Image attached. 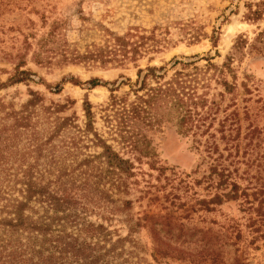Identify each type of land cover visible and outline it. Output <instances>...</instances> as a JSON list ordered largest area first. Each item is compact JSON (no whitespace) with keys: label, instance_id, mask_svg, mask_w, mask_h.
I'll list each match as a JSON object with an SVG mask.
<instances>
[{"label":"rangeland","instance_id":"rangeland-1","mask_svg":"<svg viewBox=\"0 0 264 264\" xmlns=\"http://www.w3.org/2000/svg\"><path fill=\"white\" fill-rule=\"evenodd\" d=\"M263 8L264 0H0V181L22 174L44 177L55 172L68 174V163L64 166L61 160H75L66 156L63 147L66 132L58 130L52 137L62 119H74L76 124L83 125V103L87 100L95 114L94 128L103 134L99 107L108 102L109 90L118 86L114 95L123 97L129 91L124 84L127 80L135 82L138 69L153 66L169 69L175 60L192 61L193 57H198L201 60L196 66L204 69L205 59L209 58L214 66L221 67L238 37L251 40L264 29V13L260 20L248 19L250 11ZM107 33L140 44L141 55L123 64L114 62L105 66L63 61V56L82 54L86 47L102 44ZM216 34L218 40L213 47L212 38ZM27 35L31 45L25 48L24 36ZM48 35L51 36L49 49L60 51L49 53L50 63L45 59L36 63L37 42ZM179 69V66L175 68ZM232 69L237 77V88L232 94H223V88L215 82V78L219 80L221 76L214 70L205 74V79H209L208 100L219 103L226 112L237 109L241 116L247 108L253 119L263 107L256 101L264 100V64H251L244 59L233 63ZM17 70L28 74L27 81L10 82ZM244 72L256 83L261 82L257 83L259 93L244 92L240 86L245 81ZM172 73L173 70H169V74ZM71 78L81 84L97 79L101 86L88 90V85L62 83ZM225 78L231 82L228 74ZM58 85L61 89L56 92ZM221 94L223 97L219 96ZM32 98L38 99L36 106L26 108ZM57 106L63 109L57 110ZM47 108L49 113L45 111ZM223 116L219 114L218 119ZM262 116L263 111L255 117L253 125L262 126ZM247 125L248 122H242L243 128ZM113 146L116 150L120 148L116 143ZM152 146L156 154L152 159L134 161L128 193L110 197V202L119 199L116 204L119 208L123 201H131L130 209L108 216L107 206L105 210L87 214L86 220L105 227L111 233L112 242L118 238L136 242L142 264H156L149 254L151 223L157 227V238L184 253L183 262L167 259L160 264H213V257L217 264H264V220L252 224L257 218L252 212L242 211L241 200L214 206L212 211L200 206V202L214 194L213 190L206 189L204 182L196 183L207 170L206 161L211 160L202 152L204 147L196 150L191 136L182 137L169 126L154 136ZM219 147L221 150L223 144ZM98 152L99 148L85 149L77 162ZM151 164L155 170L151 169ZM160 169L163 172L160 173ZM86 181L93 185L98 178L88 175L77 178L75 173L65 183L76 186ZM104 182H99V191L108 188ZM239 183L245 185L242 181ZM5 185L6 182H0V207L18 197L13 188L8 191ZM144 216L156 222L142 220L143 228L131 232L129 228ZM130 241L124 244L127 250L131 247ZM130 260V264L135 262V259Z\"/></svg>","mask_w":264,"mask_h":264},{"label":"trees","instance_id":"trees-1","mask_svg":"<svg viewBox=\"0 0 264 264\" xmlns=\"http://www.w3.org/2000/svg\"><path fill=\"white\" fill-rule=\"evenodd\" d=\"M262 13L264 8L262 11H250L248 19L260 20ZM28 36H24L25 48L31 45ZM50 37H42L37 42L36 63L40 64L44 59L50 63L49 53L60 51L49 49ZM212 39V46L215 47L217 34ZM139 45L131 43L126 37L107 33L102 44H92L82 54L77 52L71 53L69 57L63 56V61L89 66H105L114 62L123 64L141 55ZM193 58L192 61L175 60L169 69L166 66L138 69L135 82L127 80V84H124L129 87V91L123 97L114 95L118 86L109 90L108 102L99 107V119L107 138L94 128L95 114L87 100L83 103V125L76 124L74 119H62L59 127L53 130L52 137L58 130L66 132L63 147L66 156L75 160H61L64 166L68 163V174L55 172L46 177L22 174L20 177L15 175L14 178H1L0 182H6V190L12 191L13 188L18 197L6 200L7 204L0 207V264H130V259H135L133 264H142L138 258L136 242L128 238L131 247L127 250L124 247L127 241L118 238L112 242L111 233L101 224L88 222L86 216L93 211L105 210L107 206L108 216L130 209L131 201H123L119 208L116 205L119 199L110 202V197L113 194L121 196L128 193V179L134 174V161L150 160L156 155L152 146L153 138L163 133V129L168 126L182 137L191 136L196 143L195 149L204 147L202 152L206 153V158L211 159L206 161L208 167L205 174L196 181L197 185L204 182L206 189L214 191L209 200L200 202L202 209L212 211L214 206L241 200L242 211L252 212L257 218L252 224L263 222L264 123L256 126L253 122L261 111L264 112V100L257 99L256 103H262L263 107L253 119L247 108L242 114L243 118L237 109L231 112L221 110L219 103L208 100L209 79H205V74L214 70V73L221 76L219 80L215 78V82L223 88V94H232L237 88L233 63L247 59L251 64H264V29L251 40L238 37L232 52L219 68L208 58L205 59V68L200 69L196 65L201 58ZM177 66L179 70H175ZM169 70H173V73L169 74ZM226 74L231 82L225 78ZM27 75L26 72L18 71L16 76L10 78V82L18 84L27 81ZM243 78L245 81L240 86L245 93L252 90L259 93V80L256 83L248 72H244ZM63 82L88 85V90L101 86L97 79L85 84L73 78ZM56 88V92H59L61 86ZM223 94L219 96L223 97ZM37 101V98H32L26 108L34 109ZM61 109L62 106H57V110ZM45 111L49 113L50 109ZM221 113L224 116L218 119ZM215 122L217 124L214 127ZM242 122H248V125L243 128ZM113 143L120 147L119 150H116ZM220 144H223L221 150ZM91 147L99 148L100 152L80 158L77 162L79 156L83 155L81 153ZM150 167L155 170L154 164ZM33 169L30 167V170ZM159 171L161 173L163 169ZM75 173L77 178L88 175L93 179L98 178V181L93 182V185L88 181L76 183V186L65 183ZM101 181L108 185L105 191L98 190ZM239 181L245 185L242 186ZM27 209L30 213L26 212ZM142 220L153 221V218L144 216V219L129 228L130 231L135 233L143 228ZM156 228L154 223L150 224L152 243L149 254L152 260L156 264L167 259L185 261L182 251L157 238ZM212 262L217 264V259L213 257Z\"/></svg>","mask_w":264,"mask_h":264}]
</instances>
